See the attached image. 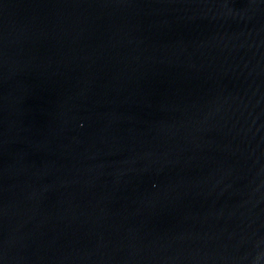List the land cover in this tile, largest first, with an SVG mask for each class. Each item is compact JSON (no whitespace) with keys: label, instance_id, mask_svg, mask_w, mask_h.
<instances>
[{"label":"water","instance_id":"95a60500","mask_svg":"<svg viewBox=\"0 0 264 264\" xmlns=\"http://www.w3.org/2000/svg\"><path fill=\"white\" fill-rule=\"evenodd\" d=\"M0 264H264V0H0Z\"/></svg>","mask_w":264,"mask_h":264}]
</instances>
